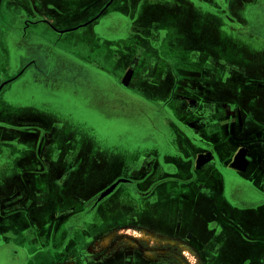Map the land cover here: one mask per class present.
I'll return each instance as SVG.
<instances>
[{
  "label": "crops",
  "instance_id": "1",
  "mask_svg": "<svg viewBox=\"0 0 264 264\" xmlns=\"http://www.w3.org/2000/svg\"><path fill=\"white\" fill-rule=\"evenodd\" d=\"M263 1L99 0L92 15L86 19L80 18L82 20L76 18L70 22V26L60 28L58 24L65 20L66 14L84 2L0 0V81L4 80L0 85V264H81L72 255L74 247L81 249L85 245V242L78 239L79 231L73 230L62 239H58L56 234L95 194H90L77 204V198L61 192L64 180L71 178L65 169L66 162L71 164L72 161L69 155L63 158L61 150L66 145L70 150L73 148L71 138L63 143L61 136L65 138L71 129L63 124H54L50 128L49 124L42 122L47 133H42L41 138L35 141L33 136H26L28 129L40 127L38 113L43 109H35L21 101L23 91L14 86V81L26 75L28 80L25 85L28 87L43 76L44 73L38 69L36 71L40 74L31 73L29 78L28 67L19 65L32 55L41 59L45 52L49 56H56L55 59L65 71L66 65L62 63L67 59L68 46L61 42V38L66 33L82 28L89 33L87 38H82L85 41L93 40L92 49L87 53L89 55L83 59L84 66L90 68L91 72L96 69L116 78L114 83L120 93L112 103L105 101L104 95L100 93L96 104L99 99L100 107L108 105L109 115L128 119L138 117L140 128L150 122L154 125L162 124L159 128L155 127L164 136L161 142L164 151L160 161L167 169L163 174L177 180L167 182L161 186V190H156L154 201L151 199L150 203L146 199L135 200L130 218L138 222L140 219L145 220L144 224L163 222L168 219L169 213L177 210L178 219L185 224L181 233L184 238L191 240L192 245L208 262L264 264V243H261L264 241V145L255 149H248L247 146L234 148L225 143L224 137L226 133L230 135L238 130H225L221 127L218 133H215V129L208 131L205 146L195 144L191 138L207 134L201 133L217 118V109L222 111L223 102L232 103L233 100L223 98L228 90L238 93L237 97L244 99L243 108L247 105L255 107L249 117L264 119L263 113L259 114L264 107L263 102L259 105L258 92L262 87L258 86L257 80L247 78L248 71H264V36L257 31L256 25L253 26L250 13L252 7L248 8L251 5L258 6ZM48 4L53 6V10L48 12L50 26L31 25L21 30L24 18L36 10L40 14L45 13L46 10L41 8ZM261 18L259 20L263 23ZM97 56H100V62L95 60ZM105 56L108 58L104 61ZM29 61L37 64L36 59L31 58ZM49 63L44 65L45 68L49 67ZM117 64L119 67L116 69ZM232 67L245 71L236 76L235 84L228 81ZM117 70L120 73L116 74ZM50 81L56 84L68 82L58 77L46 79L44 84L50 87ZM75 81L78 82L77 79ZM249 83L253 85L250 89L254 93L248 95ZM244 84L247 87L243 88ZM217 103H222L218 104L219 108ZM3 108L12 109V112L3 113ZM55 114L58 113L55 111ZM69 117L64 116L67 120ZM238 117L243 120L248 116L239 111ZM4 118H7L6 121ZM12 118H22L21 130L14 127L15 121ZM218 118H225L224 112ZM257 124L255 136H261L263 123L261 125L257 121ZM238 129L242 130V125ZM80 132L83 133L82 130ZM151 133L152 128L144 130L145 137L126 148L128 157L121 164L126 163L130 167L129 176H133V173L136 175V168H146L150 156L155 154L157 145H153ZM87 135L95 138L89 132ZM185 135L190 137L185 138ZM219 137L223 139L217 142ZM169 145L173 152L183 154L195 149L198 152L189 162L169 152ZM74 147L80 151L81 159H87L88 156L83 150L98 149L97 144L83 147L74 143ZM139 149H148L151 153L138 157ZM96 159L104 166L113 163L118 165V159L113 155L112 159ZM80 163L82 160L79 162L81 167ZM202 166H209L207 176L201 173ZM82 171L86 174L85 167ZM143 173L146 175L147 171L143 169ZM196 181L216 184L214 190L207 189L210 190L207 191L209 194L203 192L211 197L210 202L214 201L211 203L213 211L204 208V212L200 209L197 212L196 209L201 205L199 201L193 205L189 201H180L179 206L176 204L175 207L174 200L178 197L171 193L175 185L179 187L186 182L191 185ZM147 182L144 179L139 187L144 189ZM221 182L245 185L249 188L253 202H240L245 204L244 210L237 207L239 205H235L229 196L227 186H224L225 193L216 190ZM52 195L50 207L46 199ZM130 201L128 205H131ZM99 213L98 209L92 221L94 226L89 229L94 230L100 224ZM48 214H51L48 220L44 218L43 221L39 217ZM211 220L212 225L209 224ZM20 223L26 225L19 230ZM90 225L87 223V227ZM250 254L257 256L253 260ZM89 261L88 264H98L95 260ZM113 263L114 259H109V264Z\"/></svg>",
  "mask_w": 264,
  "mask_h": 264
},
{
  "label": "rangeland",
  "instance_id": "2",
  "mask_svg": "<svg viewBox=\"0 0 264 264\" xmlns=\"http://www.w3.org/2000/svg\"><path fill=\"white\" fill-rule=\"evenodd\" d=\"M98 1L99 0H81V3L84 2V5L82 4L80 6L73 7L72 10H70V12L66 14L65 20L62 23L58 24V27L61 28V26H68L70 22L76 18L86 19L88 16L92 15L95 12V6H97ZM85 3H88L90 5L86 6ZM251 7L252 10L250 13L253 19V26L255 27L256 25L257 31L264 36V22L262 23V21L259 20L262 15L263 16L261 19L264 20V1L258 4V6L253 7V5H251L248 8L251 9ZM87 32L88 31L85 28H82L74 32L66 33L61 38V42L63 44H67L68 46L67 59H65V63H62L66 65L64 71L65 73H63L62 76L60 74V71H63L64 69H61L62 65L58 63L57 59L52 60L49 63V67L46 66L45 68V66L41 65V59H38L36 55H32L33 57L29 56L25 58L19 66L24 65L25 67H28L29 72L27 73V77L29 78L31 77V73H36V70L38 69H40L39 71H41V73H44L43 76H40L38 80H34V84L28 87L25 85V81L28 80V78H26V75H24L23 78L21 77L18 78V80L14 81V86L17 89L20 88V90L23 91L20 98L21 101H24V103L26 105H30V107H35V109H43L39 110L40 113H38V117L41 120L40 127L35 126L33 130L28 129L26 136H33L34 141L36 138H41V134L47 133L48 131L43 127V123L49 124L50 128L54 124H63L70 127V134L65 138L61 136V142H67L68 138H71V141L73 142V148L70 150L67 145L63 146L61 150V156L63 158L65 155H69L72 157V161H70L71 164L66 162L65 165L67 174L68 176H71V178L64 180V183L61 185L63 188L61 192L65 193L64 195H69L77 198L75 201V203L77 204H80L81 201H83L85 197L89 196L90 194L96 195L109 188L111 184H114L113 182L116 179L115 176L123 172V164H121V161L128 157V150L126 149L128 145L137 140V142H140L143 137H145V135H143L144 130L149 131L150 128H159V125H162H154L150 122L144 125V127L140 128V126H138L139 123L137 122V120H139L138 117L125 119L118 116L109 115L110 113L107 110L108 105H102L105 106V108L103 109L102 106L100 107L101 104L99 103V99L98 104L100 105L96 104V99L99 97L100 93L104 95L105 101H108L109 103L116 101L117 96L120 93L118 90V86L114 83L116 78L105 72H98V70L96 69H92L94 71L91 72L90 68L84 66L83 59L89 55L87 53L92 49L91 42L93 41L91 39L85 41L82 38H87L89 34ZM91 37L92 36L90 35L89 38ZM97 57L98 58H95V60L100 62V56ZM31 58L36 59V66L33 64V62L29 61ZM107 58L108 57L105 56L104 61ZM128 61L129 60H126V62ZM118 67L119 64H117L115 68L117 69ZM115 73H120V70H117ZM58 77H61V79H67L68 82L64 84H56V82L52 83L50 81V87H48L47 84H44V80L49 78L56 79ZM248 77L250 78L249 75ZM76 79L78 81L77 83H75ZM41 80H43V82ZM20 86H22L23 88ZM26 101L29 102L27 103ZM55 111L58 114H55ZM116 114L119 116H123V114H120L118 112ZM69 115V120L64 118V116ZM38 117L34 118L33 121L36 122ZM117 118H120V120ZM66 121L67 123L65 124ZM81 130L83 131L82 134L80 132ZM88 132L90 133V135L95 136V138H90V136L87 135ZM25 139L27 140V137H25ZM115 141L117 143H115ZM74 143H76L77 145H83V147L89 146L90 144L91 146L97 144L98 149L95 151L83 150V153H86L88 156L87 159H84L85 157H82L81 159L80 151L76 150V147H74ZM113 143H115V145H112ZM175 146L177 145L175 144ZM148 152L151 153V151L148 149H139L137 150V155L138 157L144 156V154H146L145 156H148ZM112 155L114 156V158L118 159V165L113 163L104 166L98 163L96 159H112ZM81 160L82 163H80V167L79 162ZM82 166L85 167L86 174H84V172L82 171ZM123 189V187H120L116 193L109 196L104 204L105 207H101V212H106V208L111 209L112 206H114L113 202L116 206L118 202V193L123 191ZM139 190L142 191L143 189L139 187ZM158 190H161V188H159ZM46 200H48L49 206L52 207L51 204L53 201V195ZM51 211L52 210L50 208L49 212ZM50 215L51 214L39 217L40 219H43V221H45V219H49ZM23 225L26 224H18L19 230ZM68 229L69 226L64 224L57 231V238L62 239L66 237ZM124 231V235L129 234V230L126 229ZM176 232L177 230L173 229V233ZM131 233L132 232H130V235L132 236ZM111 236L112 234L107 236L104 241L106 242V239H110ZM136 236H138L139 239L135 238V241L131 242H134L136 244L135 248L138 247L140 250L144 248L143 252L145 253L152 254L155 257L160 256L164 253L169 257L170 260L168 261L174 260V258L171 256H177L181 262L179 264H198L195 256L191 254L190 248H183L184 251L178 253L174 251V248H170L171 246L159 247L158 244H160L161 240L155 241L156 239L152 237L154 240L151 241L152 239H149V236L147 234L142 235V233L136 232ZM124 238H128L127 235H125ZM78 239H80V236ZM261 243H264V241H261ZM141 245L143 246L141 247Z\"/></svg>",
  "mask_w": 264,
  "mask_h": 264
},
{
  "label": "flooded vegetation",
  "instance_id": "3",
  "mask_svg": "<svg viewBox=\"0 0 264 264\" xmlns=\"http://www.w3.org/2000/svg\"><path fill=\"white\" fill-rule=\"evenodd\" d=\"M41 9H45L46 10L45 13L40 14L38 13L37 10L34 11L33 9L34 12H32L30 16H27L26 18H24V20H22L23 23H22L21 30L22 29L25 30L31 25L50 26V23H49L50 16L48 15V12L53 10V6L48 4L47 7H42ZM55 58L56 56H53V55L49 56L47 52H45L43 54V58L41 57L42 61L44 60L41 63V65L44 66L48 61L51 62L52 60H55ZM232 69L233 71L228 77V81L231 82V84H235L237 83L236 76H238L239 73L244 74L245 71L242 70V68L235 69V67H232ZM63 73L65 72L60 71L61 76ZM248 75L250 76V78L248 77ZM247 78L257 80L259 82L258 86L260 85L262 87V89H259V92H258V95H260L259 105H262L261 103L262 102L264 103V81H263L264 71L263 72L248 71ZM3 82L4 80H1L0 85ZM242 87L245 88L247 87V85L245 86L244 84ZM252 87L253 85L249 83V86L247 87V92H246L248 93V95L254 93V91L252 92V90L250 89ZM2 89H4V87ZM260 90L263 92H261ZM1 91H0V98H1V93H2ZM226 94H227L226 97H223V98H228V100H233L232 103L223 102L224 107L222 111L220 109L218 111L217 109V113H216L217 118L213 119L212 120L213 123L209 125L207 129L203 130V133H201V134H204V133H207V134H204V135L199 134L198 136L191 137L194 143L195 144L200 143V146L201 145L205 146L207 144L205 140L209 136L208 131H212L213 129H215L216 131L215 133H218L219 132L218 128L221 127L225 130H233V129L238 130L237 132L231 133L230 135L226 133V137H224L225 143L231 144V146H233L234 148L236 147L238 148L241 146L242 147L247 146L248 149H255L261 145H264V119L256 120L254 118L249 117L251 116L250 114H252V112L255 111V107H251V106L248 107L247 105L245 108H243L242 105H243L244 99L242 97L238 98L237 97L238 93L228 90V92L226 91ZM231 97L233 98L229 99ZM218 104L221 105L222 103L221 104L217 103V106L219 108ZM120 107H122V105H120ZM262 109H263L261 110L262 112H259V114L263 113V117H264V107ZM7 111L11 113L12 109L3 108V113ZM239 111L242 113V115H245V116L247 115L248 117L243 118V120H241L238 117ZM223 112L225 114V118H218V115L223 114ZM6 119L7 118H4V121H6ZM125 119H128V118H125ZM141 119H143V117ZM12 120L15 121L14 127L21 130L20 128H22L23 126L22 118H12ZM148 121H151V120L148 119ZM257 121H259L261 125L263 123V125L261 127V130H262V132L260 133L261 136L256 135L257 136L256 137L255 136L256 132L254 131L256 130L255 128L258 125ZM241 125H242V130L238 129L240 128ZM158 131H159L158 128H152V133H151L152 139L151 140H152L153 145L155 144L157 145V149H156L155 154L153 153V155L150 156L151 159L148 162V165L146 166V168L144 167L136 168L137 169L136 175H134L133 173L132 174L133 176H129L130 167H128L127 164L125 163L122 166L123 172L121 173L120 176H118L115 179L113 183L119 180H124V181L120 182L108 196L100 200H99V196L102 192L94 195L92 198H90L86 202L83 208L77 210V212L74 213L66 221L65 225L69 226L67 234H69L73 230H78L79 231L78 235H80V242L82 243L85 242V245H83L82 247L83 251L81 250L82 248L80 249V248L74 247L72 249L73 251L72 255L74 259L76 258L78 261H80L81 264H88L90 262L89 260H95L96 262H98V264H104V263L109 264V259L111 258L114 259L113 264H179L181 263L177 256H171L174 258V260L168 261L170 259L164 253L160 256L155 257L152 254L143 252L144 248L141 250L138 247L135 248L136 244L134 242L132 243L131 241H135V238L139 239L138 237L139 235L136 236V232H140L142 233V235L147 234L149 236L148 238L152 239L151 241H153L154 239H156L155 241L161 240L160 244H158L159 247H170L171 246L170 248H174V251L178 253L181 251L183 252L184 251L183 248L184 249L190 248L191 254L195 256L198 264H216V263H210L207 260H205L202 254H200L199 251L192 245L191 240L184 238L183 234L181 233V229L185 228V224H183V222L180 219H178L179 214L176 215L177 210L176 211L174 210L173 213L175 214L169 213L168 219L163 222H148V224H144L145 220L140 219V222H138L135 219H132L133 217L130 218V215L133 214V211L135 208V205H134L135 200L141 201L143 199H146L147 203H150L151 202L150 200L153 199L155 196L156 190L161 188L162 185H164L167 182L177 181L172 176L167 177L165 174H163V172L167 169L166 167L162 165L160 161L161 154L164 151L162 150L163 148L161 147V142L164 136ZM188 137L190 136L185 135V138H188ZM217 139H218L217 142H220L222 141L223 138L219 137ZM168 150H170L169 152L174 153L175 155H179L180 157L184 158L186 161H189V162H191L194 159V154L198 152V150L195 149L193 152L187 151L182 154V152H177V151L173 152L171 147H168ZM255 165H257L256 162H255ZM255 167L256 166H254L253 168ZM139 169H142V171H139ZM143 169L147 171L146 175L145 173H143ZM208 170H209V166L201 167V173L204 176L208 175L209 173ZM133 177L137 179H134ZM202 178H205V177H202ZM144 179H146L148 182L146 183V186L144 187V189L141 191L139 190V185H140L139 183L143 181ZM190 182L183 183L179 187L175 185V189L171 190V193L174 194V197H178L177 200L176 199L174 200L175 207H176V204L179 206L180 201H189L192 205L193 203L199 201V204L201 203V205L199 206L200 208L196 209L197 212H199V209L203 211L204 208L213 211L214 209L211 207V203H214V201L211 200L212 202H210L209 200L211 199V197L210 196L207 197V195H204L203 192H205L206 194H209L207 191H210V190H207V189L214 190V186L216 184L215 183H212V184L205 183V181H196V182L191 183L190 185ZM112 185L113 184H111L110 186ZM224 186H227V190L229 191V196L233 198L235 205H239L237 207L242 208L244 210L246 208V207H243L245 204H240V202L247 203V204L248 202H253V200H251L252 195L249 192V188L245 187V185H242L241 183L234 184V183H228V182L227 183L221 182V186L220 187L216 186V190L217 191L223 190L225 193L226 190ZM120 187H123L124 189L123 191L118 193V196H117L118 202L116 206H115V203L113 202L114 206H112L111 209L106 208V212H101V207H105L104 204L109 198V196L116 193ZM184 187L185 188L189 187L190 189L186 190L184 189ZM198 196L199 198L201 197L200 200L198 199ZM129 201L131 202V205H128ZM152 201H154V199ZM204 204H205V207H204ZM98 209L100 211L99 213L100 216L98 217L100 224H98L97 227L94 228V230L89 229L91 226H94V223L92 221H93V218L95 220V213L97 212ZM87 223L88 224L91 223L92 225L87 227ZM211 223H213L212 220L209 222V224ZM126 229L129 230V234H125L127 235L128 238H124L125 236L124 230ZM173 229H176L177 232L173 233ZM86 230H87V237H85ZM88 230H91L90 231L91 233ZM130 232H132L131 234L133 237L130 235ZM110 234H112V236L110 237V239H106V242H105L104 239ZM152 237H154V239ZM142 246L143 245H141V247ZM250 255L253 260H254V257L257 256V254H254V255L250 254ZM257 258H260V257H257ZM249 260H251V258H249Z\"/></svg>",
  "mask_w": 264,
  "mask_h": 264
},
{
  "label": "water",
  "instance_id": "4",
  "mask_svg": "<svg viewBox=\"0 0 264 264\" xmlns=\"http://www.w3.org/2000/svg\"><path fill=\"white\" fill-rule=\"evenodd\" d=\"M122 181H124V180H119V181L115 182L112 186H110L108 189H106L104 192H102L99 196V200L108 196L114 190V188Z\"/></svg>",
  "mask_w": 264,
  "mask_h": 264
}]
</instances>
